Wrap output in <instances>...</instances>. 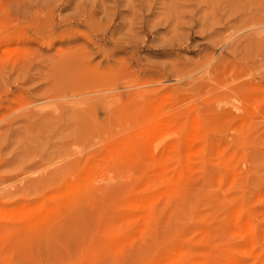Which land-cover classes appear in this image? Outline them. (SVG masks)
I'll list each match as a JSON object with an SVG mask.
<instances>
[{"label":"rangeland","instance_id":"rangeland-1","mask_svg":"<svg viewBox=\"0 0 264 264\" xmlns=\"http://www.w3.org/2000/svg\"><path fill=\"white\" fill-rule=\"evenodd\" d=\"M162 263L264 264V0H0V264Z\"/></svg>","mask_w":264,"mask_h":264},{"label":"bare ground","instance_id":"bare-ground-1","mask_svg":"<svg viewBox=\"0 0 264 264\" xmlns=\"http://www.w3.org/2000/svg\"><path fill=\"white\" fill-rule=\"evenodd\" d=\"M161 124H162V123H161ZM163 127H164V126H163ZM191 135H192V134H191ZM148 136H149V135H148ZM150 136H151V135H150ZM204 146H205V145H204ZM140 148H141V147H140ZM200 149H201V148H199L198 151H199ZM135 150H137V149H135ZM194 150H195V149H194ZM111 151H112V150H111ZM187 151H188V150H187ZM189 153H191V152H189ZM192 153H193V152H192ZM167 154H168V153H167ZM183 154H184V153H183ZM187 154H188V153H187ZM170 156H171V155H170ZM185 160H186V159H185ZM85 173H86V172H85ZM147 176H148V175H147ZM177 177H178V176H177ZM138 181H139V180H138ZM91 192H92V191H91ZM135 195H136V194H135ZM152 199H153V198H152ZM142 208H143V207H142ZM142 208H141V209H142ZM109 210H110V209H109ZM24 211H25V210H24ZM24 211H23V212H24ZM38 211H39V210H38ZM43 214H44V213H43ZM131 217H132V216H131ZM135 217H138V215L135 216ZM133 218H134V217H133ZM129 219H130V218H129ZM142 222H144V221H142ZM31 223H32V222H31ZM141 228H142V227H141ZM141 230H142V229H141ZM245 230H246V228H245ZM139 232H140V231H139ZM247 232H248V231H247ZM118 233H119V232H118ZM137 233H138V232H137ZM138 236H139V235H138ZM113 239H114V237H113ZM98 240H99V239H98ZM105 240H107V239H105ZM107 241H109V240H107ZM103 242H104V240H103ZM103 242H102V243H103ZM98 244H99V243H98ZM86 246H87V245H86ZM110 246H111V245H110ZM126 246H127V245H126ZM178 251H179V250H178ZM80 258H81V257H80ZM113 261H114V260H113ZM204 261H205V260H204ZM163 263H164V262H163ZM163 263H162V264H163ZM205 263H207V262H205Z\"/></svg>","mask_w":264,"mask_h":264}]
</instances>
